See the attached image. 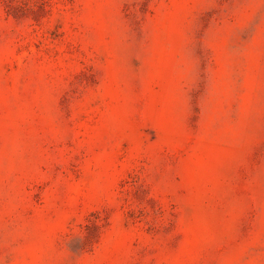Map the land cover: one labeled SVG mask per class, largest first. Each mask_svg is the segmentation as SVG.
I'll return each mask as SVG.
<instances>
[{
    "label": "rangeland",
    "instance_id": "374dc122",
    "mask_svg": "<svg viewBox=\"0 0 264 264\" xmlns=\"http://www.w3.org/2000/svg\"><path fill=\"white\" fill-rule=\"evenodd\" d=\"M0 264H264V0H0Z\"/></svg>",
    "mask_w": 264,
    "mask_h": 264
}]
</instances>
